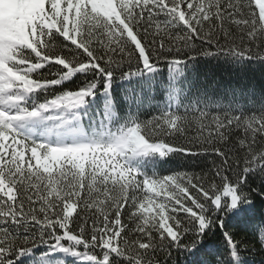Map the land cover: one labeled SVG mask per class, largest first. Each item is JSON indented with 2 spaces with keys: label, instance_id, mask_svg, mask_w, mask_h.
Returning <instances> with one entry per match:
<instances>
[{
  "label": "snow or ice",
  "instance_id": "6c2138e0",
  "mask_svg": "<svg viewBox=\"0 0 264 264\" xmlns=\"http://www.w3.org/2000/svg\"><path fill=\"white\" fill-rule=\"evenodd\" d=\"M257 245L264 0H0V264Z\"/></svg>",
  "mask_w": 264,
  "mask_h": 264
},
{
  "label": "trees",
  "instance_id": "16d2710c",
  "mask_svg": "<svg viewBox=\"0 0 264 264\" xmlns=\"http://www.w3.org/2000/svg\"><path fill=\"white\" fill-rule=\"evenodd\" d=\"M245 256L249 259L250 264H264V252L259 251V246L256 249L245 253Z\"/></svg>",
  "mask_w": 264,
  "mask_h": 264
}]
</instances>
